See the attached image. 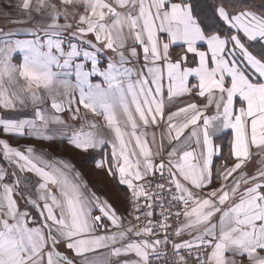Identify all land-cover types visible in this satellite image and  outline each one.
I'll use <instances>...</instances> for the list:
<instances>
[{
	"label": "snow or ice",
	"instance_id": "snow-or-ice-1",
	"mask_svg": "<svg viewBox=\"0 0 264 264\" xmlns=\"http://www.w3.org/2000/svg\"><path fill=\"white\" fill-rule=\"evenodd\" d=\"M20 7L42 20L0 29V264H264V0Z\"/></svg>",
	"mask_w": 264,
	"mask_h": 264
},
{
	"label": "crops",
	"instance_id": "crops-1",
	"mask_svg": "<svg viewBox=\"0 0 264 264\" xmlns=\"http://www.w3.org/2000/svg\"><path fill=\"white\" fill-rule=\"evenodd\" d=\"M22 4V0H0V29H3L4 31L14 30L17 32L16 38H31L30 34L27 32L21 31V29L24 28H30L33 27L37 22L42 20V17L39 13L32 11V20L27 19V14L25 11L20 7ZM182 45L180 43H177L173 46V52H179ZM101 56V64L104 65L107 62V56H104L103 53L100 54ZM14 60L17 62H22V54L17 52L14 54ZM93 82L99 81L101 78L99 77H93ZM189 79H192L190 77ZM23 83V81H21ZM21 115H30V111L27 113H23ZM228 130H225L227 132ZM157 140L159 142V130H157ZM40 144L38 145H44L47 144V149L49 148V144L47 142L38 141ZM59 145H63L65 148H69L71 151L69 153H65L62 150L59 149ZM58 148V149H57ZM55 157H64L66 159L71 160L73 164L83 173L84 179L92 186V190L96 191L98 194H106L108 198L111 200V202L114 204L116 208H118L121 213L127 217L128 216V209L127 203L124 200L123 196L117 195V187L110 181V179L105 175V173L96 170L94 168V161L91 157L78 160L79 155H76L71 147H68L66 143L58 144V146L55 148L54 152L52 153ZM225 155H227V151L225 152ZM99 157H97L98 159ZM86 160V162H85ZM229 164H231V161H228ZM255 161L253 162V167L255 166ZM83 165H90L91 170L95 173L96 179L101 177V180L97 183H93L91 177L88 176L86 173L87 171L84 169ZM251 170V169H250ZM93 176L92 178L95 179ZM107 181H105V180ZM125 186L120 185L119 189L123 190ZM130 218V217H129Z\"/></svg>",
	"mask_w": 264,
	"mask_h": 264
},
{
	"label": "rangeland",
	"instance_id": "rangeland-1",
	"mask_svg": "<svg viewBox=\"0 0 264 264\" xmlns=\"http://www.w3.org/2000/svg\"><path fill=\"white\" fill-rule=\"evenodd\" d=\"M11 143H12L13 146H17V145H20V144H32V145H35L38 148L47 149V144L38 145V144H40L39 142L31 140V139L11 140ZM59 149L62 150L63 152H65V153H69L71 151L69 148H65L63 145H59ZM81 159H84L83 155H79L78 160L80 161ZM83 167L87 171L86 173L88 174V176L91 177L90 179H92V182L94 184L99 182V180H101V177H99V176L96 179L97 176L91 170L90 165L89 166L88 165H83ZM93 176L94 177L96 176L95 179L92 178ZM105 181H107V180H105Z\"/></svg>",
	"mask_w": 264,
	"mask_h": 264
},
{
	"label": "trees",
	"instance_id": "trees-1",
	"mask_svg": "<svg viewBox=\"0 0 264 264\" xmlns=\"http://www.w3.org/2000/svg\"><path fill=\"white\" fill-rule=\"evenodd\" d=\"M228 139H229V137L227 135V132H225L224 134L221 135V139L216 141L217 143H222L223 144L224 152H226L227 149H228ZM216 163L217 164L220 163V159L219 158L216 159Z\"/></svg>",
	"mask_w": 264,
	"mask_h": 264
},
{
	"label": "built area",
	"instance_id": "built-area-1",
	"mask_svg": "<svg viewBox=\"0 0 264 264\" xmlns=\"http://www.w3.org/2000/svg\"><path fill=\"white\" fill-rule=\"evenodd\" d=\"M160 211H161V209L159 208V207H157L156 209H155V213H154V215L155 216H159V214H160ZM170 255H171V253H169Z\"/></svg>",
	"mask_w": 264,
	"mask_h": 264
}]
</instances>
